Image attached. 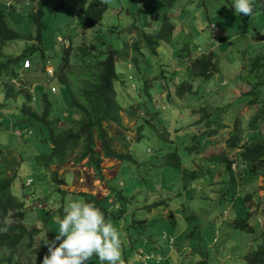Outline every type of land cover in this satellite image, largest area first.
<instances>
[{
    "label": "rangeland",
    "instance_id": "374dc122",
    "mask_svg": "<svg viewBox=\"0 0 264 264\" xmlns=\"http://www.w3.org/2000/svg\"><path fill=\"white\" fill-rule=\"evenodd\" d=\"M2 1L6 4L5 0ZM10 1L13 2L14 0ZM30 1L16 0L13 5L18 11L23 9V13H26V5ZM33 1L30 3H37L39 0ZM82 1L88 4L91 0H42L45 24L40 46L43 50L44 60L39 58L40 50L30 54L29 59L32 66L31 69L24 71L22 74L24 78L29 77V74H31L30 76L33 79L44 81L47 71L58 67L61 43L57 39L60 37L71 38L75 46L82 43H95L96 41L99 45L101 41L105 43V46L101 48L102 50L105 48L120 50L123 42L130 44V40L133 38L120 33L127 25L131 24L132 19H137L138 24L140 23L143 29L144 27L150 29V26H157L160 22L159 19H156L159 18V0H101L107 4V10L103 17L95 26L83 30V27L74 20ZM210 1L205 2L208 4L210 20L213 22V26L216 25L218 36L224 35L228 38L225 37L222 40L211 38L208 22L203 20L206 18L205 13L206 15L208 13L203 12L200 0H177L170 13L172 21L176 25L172 42L168 44L162 42L156 56H151L149 52L144 50L145 60L143 59L142 65L144 66L145 63L147 71H142V74L145 73L146 78L149 79L150 88L147 94L152 96L151 101H147L149 100L147 94L140 92L142 80L138 76L140 74H136L134 66L127 64L128 72L123 68L124 66L126 68L125 64L117 63L116 65L118 76L120 74V77L126 81L125 87L122 85L120 88L119 81L116 85L119 103L123 108L128 106L135 108L136 105H141L146 100L145 105L148 111L147 114H143L145 119L138 118V120H134L123 112L122 125H114L111 122L104 123L107 140L111 147L118 152L131 154L136 160L129 168L130 170H127L129 176L134 174L135 171L141 179L145 180L144 184L138 185L132 192L134 197L128 205V216L125 215V220H123L125 221V224L123 222L124 229L131 232L132 239L137 237L135 235L137 229L126 227L131 221L129 213H132L135 218H146L148 220L144 227V230H148V233L145 236L143 235L145 232L142 233L143 238L141 239L143 241L139 239V245L133 242L134 246H131L130 240L127 238V248L123 256L131 259V264H147L148 260L150 263H158L160 257L165 262L169 255V262L173 264H194L199 257L192 255L193 250L191 251V249H194L193 247H196L195 254H199L201 250L207 253V264H244L242 257L263 240L261 233L264 232V200L262 197L258 198L256 193L259 196H264V189H262L264 178L254 177L252 180L245 182V180H240L239 174L236 175L235 183L238 188V195L251 196L246 204L248 209L252 212L256 209L257 211L262 209L263 212L257 216L250 215L248 218L252 227L258 224L255 233L248 234L235 230L230 224L232 219L222 221V218L226 219L223 212L227 207L219 198L222 194L229 195L231 193L232 190H226L230 176L224 174V169H218L216 164L212 163L211 159L207 157L226 152L225 141L233 132L234 122L239 121V119L246 122V119L248 120L252 113L258 110L257 105L249 104L247 102L248 97H244L242 93L248 91V84L252 79L256 82L258 77L253 74L248 77L247 82V80H236V75L246 76L249 68L247 64L254 56V49L257 50L258 55L264 57V40L258 41L255 34L258 33L264 36V11L262 8L255 10L256 7L260 6V1L253 0V13L251 15L244 16L234 11L229 15V18L222 19L216 14L214 5L217 2L218 6L219 0ZM223 1L225 5L227 0ZM229 1L234 10L235 0ZM210 4H213V6L209 7ZM34 9H36V6ZM196 11L198 15L195 14ZM21 15L20 18L16 19V23L11 24L24 35H28L29 31H31V35H34V27L28 25L27 18L23 14ZM201 26L206 31H200ZM63 40L65 46H68L69 40ZM38 44L34 39L28 37L8 42L2 50L5 53L15 51L18 54L22 51L27 52L28 48ZM207 44H210L215 56V61L219 67L218 72L210 80H195L192 84L193 92L191 94H186L179 99L174 97L171 92L173 88L175 89L174 85L186 81L184 76L185 66L184 63L178 65L176 51L187 47L190 52H193L194 56H199ZM77 50L80 54L79 49ZM78 56V53H72L71 65L74 67L70 68V71L77 70L75 67ZM45 61L49 62V66L43 69ZM156 76H159V79H155V81L153 79ZM261 76L264 78V71H262ZM164 83L171 89L170 101L167 98V91L161 88V84ZM44 84H34L30 92L33 91L34 87L38 91L42 87L53 93L57 91L56 100L61 106L57 113L63 115L67 110L65 107L66 88L64 89L63 86L58 84L56 78L51 79L49 83L46 81ZM131 84L135 85V89L130 88ZM18 85L19 83L15 86ZM119 90L122 96L121 99ZM138 93L140 96H137ZM0 101H3L2 97ZM234 103L235 106L239 105L236 107V111L227 115L226 112L225 119L217 118L220 119V124L228 127L220 128L216 119L214 123H210L207 118H205V121H200L203 117L202 113H199L201 107L228 108L229 105ZM2 104H4V101ZM5 105L6 108H2L3 105L0 106V115L8 119L10 111L13 110L10 107L13 105L12 103L9 105V102ZM2 127L0 126V134H2L0 136V142L2 141L0 148L18 149V137H8L11 127L9 131ZM246 131H248L247 134L253 132L250 129ZM203 132H215V134L209 138H203ZM14 133L19 134L18 131ZM139 135L140 139L138 138ZM184 139L198 148L193 149L191 152L187 149L184 150L182 145ZM175 150L180 157L181 168L187 171L186 176L182 173L179 174L176 170L173 172V168L170 172L171 168L163 165L167 164L168 158L166 156ZM200 150L202 152L198 154ZM234 155L236 153L228 154L229 158H234ZM12 158L16 159V155L8 152L0 155V160L8 164L15 161ZM105 159L102 166L103 168L108 167V169L107 172H104L107 173V176L113 175L117 169L115 167L110 170L115 165L112 164V160ZM18 170L12 191L21 200H24L27 209V217L23 224L28 229L42 228L41 235H43V239L47 236V227L37 219L35 210L38 209L37 213L41 212L40 207L43 208L44 203L49 204H44L46 212H51L50 216L54 217L55 211H57L61 202H63L65 208L70 202L82 199L80 195H77L78 192H91L99 196H105L106 194L105 186L103 183H99L97 179H93L91 171L87 172L79 165L74 166L72 162L63 168H51L52 171L57 170L58 178L64 179L65 183L60 185L52 179V171L49 172L43 167L28 165L24 162ZM192 172H198L199 178L191 181L188 174ZM218 172L223 174L222 182H220L221 175H216ZM128 173L125 175L128 176ZM211 175H213V178H210ZM29 178L32 180V184L26 187L25 181ZM22 184L24 185L23 188L21 187ZM184 185L186 188H184ZM178 188L179 190L182 189V195L179 193ZM67 189L75 193L63 194L60 191H66ZM217 190H219L218 193ZM30 193H32V198L29 196ZM156 203H160V205L147 209L148 206ZM41 213L44 214L43 211ZM171 214H173V222L170 219ZM191 215H194L195 218L188 219ZM257 218H260L261 222H258ZM147 226H150L149 229ZM49 229L55 235L58 234L57 217L50 220ZM164 233L168 236L167 239H163ZM170 239H173L171 249ZM39 240L40 238L36 241ZM140 245H145V247L140 253H137L136 246ZM25 251L21 255L16 253V256H20V262L36 264L39 260L38 255L34 252L31 253L28 248H25ZM40 253H43V250ZM89 264H101V261L98 257L93 256Z\"/></svg>",
    "mask_w": 264,
    "mask_h": 264
},
{
    "label": "trees",
    "instance_id": "16d2710c",
    "mask_svg": "<svg viewBox=\"0 0 264 264\" xmlns=\"http://www.w3.org/2000/svg\"><path fill=\"white\" fill-rule=\"evenodd\" d=\"M6 4L0 0V106L6 108V103L12 105L13 108L8 116V119L3 118L0 115V126L9 131L8 137H18V149H1L0 155L4 152L12 153L16 155V159L11 164L0 161V264H30L20 262V256H16V253L24 254L25 248L30 249V252H34L38 255L39 260L36 264H42L43 256L47 254V250L40 253L45 247L44 240L36 241L41 236L42 228L35 227L28 229L23 223L27 217V209L24 204V200H21L13 192L14 180L17 176L18 168L22 163H28V165H34L43 167L46 170H51L52 167L63 168L68 163L72 162L74 166H80L87 172H92L93 179H97L99 183H103L106 190V196H99L92 194L91 192H78L77 195L82 197V200L86 202H95L96 206L100 208L107 218H110L115 226L122 233V258L125 262L130 261L123 256L124 251L127 248V238L130 240V245L134 246V243L143 241L142 233L145 236L148 230H144L146 226V218L137 219L132 213L131 221L127 224V228L134 227L137 232L134 239L131 238V232L124 229L123 222L125 224V215L128 216L127 209L131 203L132 192L138 185L145 183L144 179H141L136 172L129 176L127 170L133 163L136 162L131 154H124L116 151L111 147L107 140V132L104 128V123H113L115 125H122V113L124 112L128 117L138 120V118L145 119L143 114H147V107L145 105L146 100L141 105L128 106L123 108L119 103V94L116 90L117 82L119 81L120 88L122 85L125 87V80L118 76L116 65L117 63L125 64L123 67L127 70V64L134 66L136 74H140L142 85L141 93L147 94L150 88L149 79L146 78V74H142V71H147V67L142 65L145 58L144 50L149 52L151 56L157 55V50L160 44L163 42L171 43L176 25L172 21L170 15L171 9L177 3V0H159L158 10L160 22L157 26H150V29H146L138 24L137 19H132L131 24L127 25L120 33L127 34L131 38L130 44H122L120 50H114L112 48H101L105 46L104 42L98 41L95 43H82L80 45H74L71 38L66 37L69 40L68 46H62L60 50V62L56 69L53 70L52 78H44V81H37L33 79L29 74V77L24 78L23 73L25 70L31 69L32 63L30 61V54L40 50V60H44L43 50L40 46L43 40L42 30L45 24V14L43 9L42 0L37 3H30L26 5L27 12L23 13V9L19 10L15 8L13 2L5 0ZM18 1V0H17ZM35 1V0H34ZM33 1V2H34ZM206 1L200 0L203 12H209L208 4ZM260 6L264 11V0H259ZM11 2V3H10ZM212 2V1H210ZM216 2V1H215ZM223 0L214 3L216 14L222 19L229 18V15L234 13L232 4L227 0L226 4H223ZM31 4V5H30ZM36 6V9H34ZM210 4L209 7H212ZM25 7V5H24ZM107 10V4L101 0H91L88 4L81 2L78 12L75 15L74 20L79 23L84 29L91 28L97 24L103 17ZM8 11V13H7ZM210 13V12H209ZM206 15L203 20L208 22V29H210V36L212 39L222 40L226 36L219 35L216 31V25L212 28L213 22L210 20V14ZM17 14V15H16ZM23 14L31 27H34L35 34L31 35L29 31L28 35L20 33L18 29L13 27L12 24L16 23V19L20 18ZM198 15L197 11L195 13ZM170 15V16H169ZM18 21V20H17ZM12 23V24H11ZM146 26V25H145ZM199 28L200 31H206L203 26ZM233 27V25H232ZM213 32V33H212ZM136 34V35H134ZM212 34H215L214 36ZM256 34V33H255ZM34 39L39 44L32 46L26 51L16 54L3 52V47L6 43L16 41L22 38ZM228 38V37H226ZM257 39V38H256ZM186 45V43H185ZM191 46V43H190ZM210 44H207L205 49H202V53L199 56H194L193 52L187 47L182 50H177L175 54L178 65L184 63V76L186 81L180 84H175V89L171 91L168 85L161 84V88L167 91V98L170 101V91L174 97L181 98L186 94L193 92V82L197 79L210 80L219 70L215 56L212 50H209ZM80 51V54L78 50ZM78 53L76 59L77 70L70 71L69 69L74 67L71 65L72 53ZM246 55V54H245ZM248 65L246 76L236 75V80L248 82V77L255 75L258 80L255 82L253 79L248 84L249 90L242 92L244 97H248L247 102L249 104H256L258 110L252 113V116L246 122L243 119L234 122L233 132L225 141L226 152L221 154H213L208 157L211 162L216 164V167H223L230 175L233 173L230 171L231 159L228 154L231 152L236 153V160L246 164V169L238 171V174L244 175L243 178H254L264 176V78L261 76L264 71V57L258 55L257 50L254 49ZM141 58V60H139ZM145 60V59H144ZM25 61H30L29 68H23ZM48 61H45V65ZM44 69V68H43ZM44 72V70H43ZM129 72V71H128ZM135 74V73H134ZM133 74V75H134ZM143 75V76H142ZM120 77V78H119ZM56 78L57 83L66 88V112L61 115L57 113L61 108L60 103L56 100L58 92H50L49 89L45 90L42 87V91H38L37 88L31 87L35 84H42L51 79ZM121 79V80H120ZM159 79L156 76L153 80ZM161 79V78H160ZM156 81V80H155ZM13 83H19L15 86ZM135 85L131 84V87ZM139 92V93H140ZM258 92V93H257ZM120 93V90H119ZM137 94V96L140 94ZM149 96V94H147ZM122 98L120 93V99ZM151 101L152 96L148 98ZM137 100V98H136ZM136 102V101H135ZM36 104V105H35ZM138 104V103H137ZM239 106V105H237ZM235 103L229 105L228 108H206L201 107L199 113L205 114L200 121H205L207 118L210 123H214L215 119L217 125L220 128L227 127L220 124V119L224 118L228 113L237 110ZM15 111V112H14ZM59 112V111H58ZM227 112V113H226ZM226 113V115H225ZM14 115V116H13ZM7 121V123H6ZM209 126V124H208ZM252 130L251 134H247L246 130ZM18 131L19 134L14 132ZM203 138H209L215 134V132H203ZM2 136V134H0ZM140 139V135L138 137ZM2 143V141L0 142ZM183 149L192 151L197 149L196 145L189 142H182ZM11 150V152H9ZM203 150V149H202ZM200 150V152H202ZM167 164H163L166 167L171 168L170 172L178 171L179 174L186 173V170L181 168L182 163L177 151L170 152L167 156ZM107 159L113 161V168L116 167V172L113 175L107 176L106 171L108 167L102 166V162ZM126 162V163H125ZM21 164V165H20ZM12 169V170H11ZM109 170V171H110ZM107 172V171H106ZM128 173V176L125 175ZM133 173V172H132ZM52 179L56 184H64L65 181L62 178H58L57 170L51 172ZM137 177V179H136ZM198 174L192 172L189 175L191 181L196 180ZM233 179L235 177L233 176ZM184 182L185 180L182 179ZM113 181V182H112ZM122 185L120 186V183ZM32 184V183H31ZM231 184L235 187V182L231 181ZM23 188L24 185L22 184ZM172 188V187H170ZM185 188V185H184ZM174 189V188H173ZM179 190V188H178ZM61 193L65 191L60 190ZM182 189L179 193L182 195ZM74 194V193H72ZM23 196H25L23 194ZM32 198V193L29 194ZM248 198H237L236 201L227 208V219H232L231 224L235 230L243 231L248 234L256 232L254 227H251L248 223V217L251 215L246 208V200ZM229 203L231 200L226 199ZM160 203L152 204L147 207L149 210L152 207L159 206ZM35 209V208H32ZM36 211L37 219L40 220L47 227L46 232L49 236V240L55 238V234L49 229L50 220L48 218L49 213H42ZM131 212V211H129ZM41 213V214H40ZM62 207L58 209V214L63 217ZM40 214V215H39ZM133 215V216H132ZM189 218H195L191 215ZM171 222H173V216H170ZM229 221V220H228ZM150 226H147L149 229ZM127 230V231H126ZM138 234V235H137ZM165 234V233H164ZM215 237V236H214ZM263 240L260 244H257L255 248L250 249L243 257L244 264H264V232L261 233ZM149 238V237H147ZM167 239V238H163ZM213 239V235H212ZM166 241V240H165ZM59 243V242H58ZM145 245L136 246L137 251L142 250ZM191 249L192 255L199 257L198 261L194 264H207V253L200 251L199 254H195L196 247ZM169 262V261H168ZM152 264V263H151ZM156 264V263H153ZM159 264H169L161 262Z\"/></svg>",
    "mask_w": 264,
    "mask_h": 264
},
{
    "label": "clouds",
    "instance_id": "9594fccd",
    "mask_svg": "<svg viewBox=\"0 0 264 264\" xmlns=\"http://www.w3.org/2000/svg\"><path fill=\"white\" fill-rule=\"evenodd\" d=\"M252 3L253 0H235L234 10L239 14H243L244 16H249L253 13ZM214 27L215 25L213 26V28ZM256 37H258L257 33H256ZM63 39L65 38L60 37L57 39V41L61 43V47L65 46V41ZM209 50H211V46H209ZM46 66H49V62L46 63ZM29 67H30V61H25L23 64V68H29ZM53 70L47 71L46 73L47 78H52L54 73ZM132 88L134 87L132 86ZM202 115L204 117L205 114ZM122 122H123V116H122ZM184 142L186 143L187 141L184 139ZM231 153H235V152H231ZM220 168L224 169L223 167H218V169ZM245 169H246V164L236 160V155H234V158L231 159V163H230V171L233 173V175H230V173L226 172L225 169L223 171L225 172L224 174L230 176L229 185L228 188H226V190L227 189L232 190L231 193H229V195L222 194V196L220 195L219 197L222 200V202H228V200L226 199L231 200L229 203L224 204V206L227 208H230V206H232V204L234 203V201H236L237 198H248L246 200V204L251 199V196L249 195L239 196L237 192L238 188L236 186V183H235V187L231 184V181L235 182L233 176L236 177V175H238V171ZM195 173L198 174V172ZM218 173H216V175H221L220 182H222L223 174H220V172ZM190 174L191 173L188 174V177ZM183 175L186 176L187 171ZM243 176L244 175L240 176V180H245V182L252 180V178H245V177L243 178ZM262 177L264 178V176H261L260 178ZM210 178H213V175H211ZM31 183L32 180L29 178L25 181V186L29 187L31 186ZM262 189H264V185H262ZM218 191L219 190H217V193ZM65 193H75V192L73 191L71 192L67 189ZM256 196L258 198L262 197V199L264 200V196H259L257 195V193ZM44 204H43V208L40 207V209L41 212L42 211L44 212V214L42 215L46 216L45 215L46 209L44 208ZM60 207H62L63 217H61V214H58V209H60ZM227 208L224 209L223 212L226 216L225 217L226 219H227L226 213L228 211ZM246 208L248 207L246 206ZM58 209L57 211H55L54 217L50 216L51 212H47L49 213L48 218L55 219V217H57V223L59 225L58 234L52 240L48 239L49 238L48 234L46 237H44V239L42 238L43 235L40 236V240L41 239L44 240L43 242L45 243L43 252L45 251V249L47 250V254L43 256L42 264H89L93 256L98 257V259L101 261V264H131L130 263L131 260L125 262V260L122 258L123 240H122L121 231L115 226V224L111 221V219L107 218L104 212L96 206L95 202H86L82 199L74 200L70 202L65 208L63 207V202H61L59 204ZM248 211L250 212L251 215H256V216L263 212L262 209H260L259 211H257L256 209L254 212L248 209ZM226 219L222 218V221H228ZM257 221L261 222V219L257 218ZM256 226H258V224H255L254 227L255 229ZM163 238H168V236L166 234H163ZM172 242L173 239H170L169 240L170 249L172 248L171 245ZM136 252L140 253L141 250ZM169 260H170V255L169 257L167 256L165 262L169 264H173L171 262H168ZM161 262H164V259L162 261V258L160 257V262L156 264H159ZM146 263L151 264L149 260Z\"/></svg>",
    "mask_w": 264,
    "mask_h": 264
},
{
    "label": "water",
    "instance_id": "95a60500",
    "mask_svg": "<svg viewBox=\"0 0 264 264\" xmlns=\"http://www.w3.org/2000/svg\"><path fill=\"white\" fill-rule=\"evenodd\" d=\"M257 34H258V33H257ZM257 39H258V40H264V36L258 34Z\"/></svg>",
    "mask_w": 264,
    "mask_h": 264
}]
</instances>
